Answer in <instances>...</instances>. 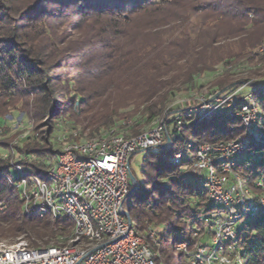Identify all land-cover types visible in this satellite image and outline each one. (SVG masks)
<instances>
[{
    "label": "trees",
    "instance_id": "16d2710c",
    "mask_svg": "<svg viewBox=\"0 0 264 264\" xmlns=\"http://www.w3.org/2000/svg\"><path fill=\"white\" fill-rule=\"evenodd\" d=\"M237 82L264 87V0H0V242L57 246L72 230L67 218L22 214L3 178L14 159L4 154L11 150L15 163L38 174L59 154L52 142L58 122L70 141L111 130L137 136L156 119L169 120L181 93ZM8 112L21 114L36 139L11 147ZM243 133L218 115L193 121L182 138L198 146ZM181 146L147 151L140 178L131 171L138 188L124 202L135 231L154 230L156 264H185L183 253L173 256L175 244L193 250L200 240L192 232L203 235L200 216L214 210L199 181L167 162ZM235 170L252 188L264 178V147ZM238 231L241 264H264V215Z\"/></svg>",
    "mask_w": 264,
    "mask_h": 264
},
{
    "label": "built area",
    "instance_id": "2783aa9c",
    "mask_svg": "<svg viewBox=\"0 0 264 264\" xmlns=\"http://www.w3.org/2000/svg\"><path fill=\"white\" fill-rule=\"evenodd\" d=\"M243 87L220 95L206 88L193 91L176 102L182 107L170 121L158 118L137 136L111 130L76 142L63 131L59 154L54 160L46 158L38 174L11 162L15 177L3 178L19 196L22 214L67 218L72 230L57 246L32 248L23 240L0 242V264H156L157 254L151 248L157 245L154 230L148 228L140 235L125 215L129 191L138 188L130 184V162L139 153L145 160L147 151H169L180 141L182 146L167 162L179 168L188 164L214 210L200 216L203 238L193 250L188 251L186 242L174 248L186 256V264H241L235 247L240 221L264 215V178L250 188L235 170L264 147V110L261 114L254 94L240 96ZM218 115L237 121L243 135L198 146L183 140L190 123L208 122ZM187 151L193 153L191 163L183 159ZM192 233L196 237L199 231Z\"/></svg>",
    "mask_w": 264,
    "mask_h": 264
},
{
    "label": "rangeland",
    "instance_id": "374dc122",
    "mask_svg": "<svg viewBox=\"0 0 264 264\" xmlns=\"http://www.w3.org/2000/svg\"><path fill=\"white\" fill-rule=\"evenodd\" d=\"M256 91H257L256 88L245 86L241 89L240 96L242 98H245L246 96L253 94ZM225 94H227V92ZM188 95H190V94L189 93H181L179 96H177L175 101H173V103H172V109L173 108L174 109H177V108L180 109L182 107V104H178L176 102L178 100L184 99ZM259 99H263V103H264V93H257V94H255V97H254V102L257 104L260 113L263 114V109L260 107V105L258 103ZM244 102H246V101L244 100ZM179 109H177L173 112H176ZM3 118L7 121V124L10 126V131L8 132L7 138L11 137V142H10L11 147H17L18 146L21 148L25 142V139H27V138H35L36 139L37 135L34 133L32 125L30 123H27L26 120H23L21 114H19V113L15 114V113L8 112L7 114H5L3 116ZM172 118H173V116H171L169 118V121ZM60 124H61V122L57 123L55 132L52 136L53 137L52 142L54 143V148H56L58 151H60V147H61L60 136L62 134V131H61L62 129H61ZM4 155L5 156L6 155L12 156V158L14 159V161H12V162H15V159H17V154L12 153L11 150L9 151V154L7 153ZM143 157H144V154L139 153V154L135 155L130 162V170L132 172H134L138 178H140L139 166L143 160ZM183 159H184V161L191 163L193 161V153L191 151H187L185 153V155L183 156ZM243 160L244 159L240 160L239 162H242ZM180 170H181L182 174L184 176H186L189 180H195L196 179L195 178V172L188 166L187 163L184 162V164L180 167ZM9 174L12 178L15 177V173L13 172V170H10ZM245 221H247V218H243L240 222L244 223ZM192 237L197 238L198 240L203 238L200 234H198V236L195 237L193 233H192ZM4 243H8V242H4ZM61 244L62 243H59L58 245H61ZM177 255H178V251H176L174 248L173 256L177 257ZM182 264H184V263H182Z\"/></svg>",
    "mask_w": 264,
    "mask_h": 264
},
{
    "label": "water",
    "instance_id": "95a60500",
    "mask_svg": "<svg viewBox=\"0 0 264 264\" xmlns=\"http://www.w3.org/2000/svg\"><path fill=\"white\" fill-rule=\"evenodd\" d=\"M241 86H248V87H253V88H257L259 90H262L264 89V87L258 85V84H254V83H245V82H237V83H233L231 85H229L228 87L222 89L221 91H219L217 93V95H220V94H223L233 88H236V87H241ZM76 106H78V104H76ZM129 180H130V184L131 185H137L138 186V183H137V180L133 177L132 173L129 172ZM136 189L132 188L130 191H129V195ZM126 217L129 219V215L128 213L126 212L125 213Z\"/></svg>",
    "mask_w": 264,
    "mask_h": 264
}]
</instances>
